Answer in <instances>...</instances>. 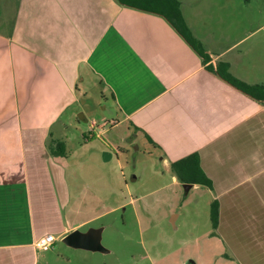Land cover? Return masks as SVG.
I'll return each mask as SVG.
<instances>
[{"label": "crops", "instance_id": "crops-1", "mask_svg": "<svg viewBox=\"0 0 264 264\" xmlns=\"http://www.w3.org/2000/svg\"><path fill=\"white\" fill-rule=\"evenodd\" d=\"M205 45L210 64L228 62L239 79L264 85L238 74L235 62L246 66L230 55L234 44ZM91 75L122 115L117 123L169 165L199 154L218 202L216 229L230 225L239 193H264V101L208 71L164 17L116 0H0V264H40V236L85 231L113 209L93 210L98 197L88 189L81 202L83 193L59 196L51 174L59 155L47 147L50 129Z\"/></svg>", "mask_w": 264, "mask_h": 264}, {"label": "rangeland", "instance_id": "rangeland-1", "mask_svg": "<svg viewBox=\"0 0 264 264\" xmlns=\"http://www.w3.org/2000/svg\"><path fill=\"white\" fill-rule=\"evenodd\" d=\"M179 1L202 44H234L230 55L241 54L246 66L236 61L243 74L237 73L264 83V0ZM78 89L50 129L66 151L51 174L62 182L59 196L72 201L83 193L81 202L88 189L93 201L98 197L93 210L113 207L82 228L102 227L107 252L57 239L38 251L40 264H264V193H239L230 225L213 229L208 187L176 183L159 151L128 123H117L122 115L107 91L102 97L96 76L80 81Z\"/></svg>", "mask_w": 264, "mask_h": 264}, {"label": "trees", "instance_id": "trees-1", "mask_svg": "<svg viewBox=\"0 0 264 264\" xmlns=\"http://www.w3.org/2000/svg\"><path fill=\"white\" fill-rule=\"evenodd\" d=\"M118 3L135 9L158 14L164 17L181 35V37L198 53L205 68L216 73L226 82L230 83L245 94L254 99L264 101V85L262 83H248L236 77L229 70V63L218 61L215 66L209 63L210 57L205 51L201 41L194 36L188 26L181 10L179 0H116ZM48 149L52 155H66L64 142L61 140L48 143ZM171 170L177 180L186 184H199L212 188V180L206 175L200 165V157L197 152H193L184 158L173 161ZM210 218L213 229L218 225V202L213 200L210 205Z\"/></svg>", "mask_w": 264, "mask_h": 264}, {"label": "water", "instance_id": "water-1", "mask_svg": "<svg viewBox=\"0 0 264 264\" xmlns=\"http://www.w3.org/2000/svg\"><path fill=\"white\" fill-rule=\"evenodd\" d=\"M191 184L184 183L185 188ZM102 227H90L85 231L79 229L72 230L61 240L64 244L73 248H82L89 251L107 252L101 244Z\"/></svg>", "mask_w": 264, "mask_h": 264}, {"label": "built area", "instance_id": "built-area-1", "mask_svg": "<svg viewBox=\"0 0 264 264\" xmlns=\"http://www.w3.org/2000/svg\"><path fill=\"white\" fill-rule=\"evenodd\" d=\"M55 241L56 237L53 234L48 233L40 236L36 240L35 245L39 250H48L52 247Z\"/></svg>", "mask_w": 264, "mask_h": 264}]
</instances>
